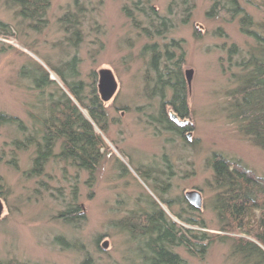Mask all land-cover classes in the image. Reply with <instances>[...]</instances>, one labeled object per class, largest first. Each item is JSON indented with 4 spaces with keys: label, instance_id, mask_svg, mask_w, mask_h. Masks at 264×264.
Returning a JSON list of instances; mask_svg holds the SVG:
<instances>
[{
    "label": "rangeland",
    "instance_id": "374dc122",
    "mask_svg": "<svg viewBox=\"0 0 264 264\" xmlns=\"http://www.w3.org/2000/svg\"><path fill=\"white\" fill-rule=\"evenodd\" d=\"M130 1L52 0L47 25L36 30L18 16V6L0 0V21L11 32L0 35V112L18 117L27 132L34 127L33 119L46 111L49 93L56 91L55 86L40 90L33 84L31 71L39 65L50 80L63 87L48 65L64 69L76 57L85 95L94 87L101 98L98 81L103 69L111 70L118 83L113 98L103 102L107 130L94 124L106 146L93 182L87 171L57 156L48 161L43 174L31 177L27 171L35 147L18 151V168H13L9 164L14 155L12 141L24 134L10 126L0 127V261L148 264L145 237L134 230L133 223L144 222L138 217L143 220L156 202L178 225L210 237L211 244L201 255L189 253L183 246L174 248L187 264H254L236 246L242 240L256 241L239 228L224 225L227 232L221 230L223 222L214 209L217 189L211 158L219 154L264 177V150L245 134L232 111L241 61L255 42L242 32L240 16H209L210 0H189L195 7L185 23L186 13L177 11L172 17L175 28L156 41L161 47L172 39L179 41L185 53V80V72L193 71L190 85L186 81L189 116L180 119L169 110L170 87H163L164 98L160 97L151 53L145 49L155 39L146 37L126 16L124 9ZM239 2L261 30L264 0ZM153 3L162 15L168 14L171 0ZM66 14L80 15L76 39L66 28ZM162 100L173 123L190 129L184 136L155 119ZM81 111L89 118L87 110ZM192 191L201 194V205L189 217L206 228L186 225L177 217H188L186 194ZM75 205L84 218L72 214L76 221L68 223L61 214ZM253 213L259 217L261 210Z\"/></svg>",
    "mask_w": 264,
    "mask_h": 264
},
{
    "label": "trees",
    "instance_id": "16d2710c",
    "mask_svg": "<svg viewBox=\"0 0 264 264\" xmlns=\"http://www.w3.org/2000/svg\"><path fill=\"white\" fill-rule=\"evenodd\" d=\"M52 0H9L18 6V16L28 20L33 29L40 30L47 25V10ZM189 0H171L168 14L162 15L154 6L153 0H131L125 6L126 16L132 20L136 28L154 40L147 44L145 49L151 53V66L156 73V83L160 92L163 87H170L172 97L168 100L169 110L180 119H187L189 107L187 104L186 80L182 73L185 60L183 46L179 41L172 39L161 47L156 38H161L170 33L176 26L172 17L186 13V22L195 7ZM212 3L209 16L225 14L232 19L240 16L239 24L244 34L251 37L255 46L248 52V57L242 60V71L239 77V86L233 93V109L236 120L242 125L246 135L264 150V27L261 30L245 13L239 0H210ZM186 6V7H185ZM78 11L82 12L78 8ZM83 13V12H82ZM80 15L66 14L64 21L68 30L72 31V38L79 35ZM140 18L143 21H140ZM145 26H141V25ZM0 35L9 36L11 32L8 25L0 21ZM234 50V48H233ZM77 58L73 57L66 68L61 69L48 65L63 82L59 86L55 80L49 79V73L39 65V69H32L33 84L38 89L55 86L56 91L49 93L48 105L43 114L35 117V124L31 132H27L22 120L18 117L0 112V127L10 126L16 132L23 133V138L15 137L12 141L13 157L9 164L17 169V152L35 147L31 168L27 174L31 177L40 176L45 170L48 161L57 156L61 160L85 170L90 174L93 182L96 170L103 159L105 141L95 131L94 124L101 131L107 130V111L97 90L91 87L89 95L84 94V83L78 80ZM71 68V69H70ZM43 91V90H42ZM161 99L163 93H159ZM160 105V110L155 119L164 124L167 129L174 130L180 135L190 129L176 125L165 111V102ZM87 110L89 118L81 111ZM58 148V153L55 150ZM213 169V182L217 189L214 209L223 222L221 230L227 232L226 227L239 228L254 241H241L236 250L244 257L254 259V264H264V177H258L250 169L234 164L227 158L214 154L211 158ZM167 203L170 202L163 201ZM188 217L178 214L177 217L184 224L206 228L201 221H196L189 216L198 211L186 200ZM260 209L257 217L253 210ZM189 211L191 213H189ZM76 218H84L80 206L70 207L61 214L68 223L75 222ZM143 220L133 223L135 229L146 240L145 248L150 255L145 259L148 264H187L184 259L174 251L175 247L183 246L189 253H205L211 244L210 237L202 232L196 233L193 229L185 228L173 221L159 206L153 203L150 211L145 212ZM137 219V221H138ZM136 221V220H135ZM224 225L226 227H224ZM230 230V229H229ZM0 264H10L0 261ZM14 264V263H12ZM17 264V263H15Z\"/></svg>",
    "mask_w": 264,
    "mask_h": 264
},
{
    "label": "water",
    "instance_id": "95a60500",
    "mask_svg": "<svg viewBox=\"0 0 264 264\" xmlns=\"http://www.w3.org/2000/svg\"><path fill=\"white\" fill-rule=\"evenodd\" d=\"M186 81L190 85L193 77V71L187 70ZM54 79V78H53ZM55 80V79H54ZM118 88V83L111 70L103 69L99 72L98 91L100 93L101 100L107 102L113 98ZM190 137V136H188ZM187 201L195 208L201 205V194L198 191H192L186 194ZM3 210V205L0 200V216Z\"/></svg>",
    "mask_w": 264,
    "mask_h": 264
}]
</instances>
